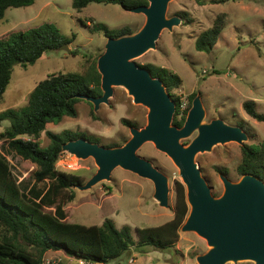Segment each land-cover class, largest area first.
I'll use <instances>...</instances> for the list:
<instances>
[{
	"label": "rangeland",
	"instance_id": "rangeland-1",
	"mask_svg": "<svg viewBox=\"0 0 264 264\" xmlns=\"http://www.w3.org/2000/svg\"><path fill=\"white\" fill-rule=\"evenodd\" d=\"M167 16L180 17V26L172 31L165 30L156 49L138 58L136 63L164 67L178 75L182 85L171 93L172 98L186 103L190 111L193 100L199 97L206 112L203 123L220 119L248 134V141L242 145H218L211 152L196 157L213 195L220 197L225 191L222 174L234 183L243 178L238 172L243 160V147L254 145L255 149H264V123L251 118L243 106L246 101H254L257 111L264 115V0H173ZM220 16H223L226 27L217 45L210 53L197 51L196 39L212 28ZM145 22L144 15L127 11L120 5L92 3L76 11L72 0H35L29 7L8 9L0 22V39L13 32L53 24L63 37L73 42L69 45L71 52L59 49L46 53L34 65L15 66L0 103V113L26 106L35 87L52 74L78 72L87 75L90 64L97 62L105 52L109 39L103 32L95 30L97 24L111 31L129 27L138 32ZM74 51L76 55L72 54ZM88 59L90 64L86 63ZM76 109L77 118L65 117L58 124L47 125L40 138L43 148L50 145L47 132L62 134L65 131L84 135L102 147L123 146L132 138L131 128L141 129L147 124L149 112L145 106L135 104L122 87H115L110 104L101 105L98 111L87 101H80ZM124 119L132 126H125ZM9 125L8 121L0 124V136ZM197 135L195 132L182 140V144L189 146ZM0 153L9 161L19 182H27L29 186L34 184L32 173L35 165L10 152L7 142L1 137ZM138 155L169 178V209L155 201V188L151 181L119 167L109 182L99 183L86 191L74 188V201L64 205L67 221L89 227L102 226L110 219L118 228L130 226L134 235L137 228L157 227L171 221L176 210L175 183L182 182L180 171L171 158L153 143L145 144ZM57 168L78 174L84 184L98 171L94 159L80 160L66 152H63ZM209 250L205 239L196 233L180 230V240L175 247L165 250L134 247L110 264H131V258H135L133 264H198L197 257Z\"/></svg>",
	"mask_w": 264,
	"mask_h": 264
},
{
	"label": "trees",
	"instance_id": "trees-1",
	"mask_svg": "<svg viewBox=\"0 0 264 264\" xmlns=\"http://www.w3.org/2000/svg\"><path fill=\"white\" fill-rule=\"evenodd\" d=\"M34 2L35 0H0V22L8 9L29 7ZM92 3L120 5L127 11L149 4L147 0H72L76 11H81ZM225 27L224 18L220 16L212 28L196 39L197 51L210 53ZM94 28L103 32L107 38H120L137 32L129 27L111 31L98 24ZM72 42L63 37L53 24L13 32L1 38L0 103L10 85L15 66L34 65L46 53L57 51ZM76 53L72 52L73 55ZM90 61L88 59L86 63L90 64ZM142 67L147 68L153 77L160 78L170 94L182 85L181 78L167 68L151 64ZM102 94L101 75L95 62L90 64L87 75L78 72L50 75L31 92L26 106L0 113V124L6 121L10 123L1 134V139L7 142L10 152L36 167L32 173L35 182L29 186L27 182L16 179L9 161L0 153V264H41L43 257L51 251L110 264L128 254L134 247L165 250L175 247L179 242L180 230L190 211L186 188L180 181L175 183L174 218L157 227L137 228L136 235L130 226L118 228L110 219L102 226L89 227L67 221L64 205L74 201V187L84 185V181L76 173L59 170L57 163L63 155L64 144L87 138L71 131L62 134L47 132L50 145L46 148L42 147L40 138L48 124H58L65 117H78L76 105L85 101L80 96L96 98ZM174 101L177 111L173 124L181 128L187 117L181 115L180 99L175 98ZM243 106L251 118L264 123V115L257 111L254 101H246ZM123 123L125 126H132L128 120L124 119ZM238 172L241 176L249 174L264 180V149H255L254 145L244 146ZM41 183L44 185L40 186Z\"/></svg>",
	"mask_w": 264,
	"mask_h": 264
},
{
	"label": "water",
	"instance_id": "water-1",
	"mask_svg": "<svg viewBox=\"0 0 264 264\" xmlns=\"http://www.w3.org/2000/svg\"><path fill=\"white\" fill-rule=\"evenodd\" d=\"M147 1L148 5L130 10L146 17L144 26L132 35L109 38L105 52L97 61L103 94L96 98L80 96L98 111L101 105L110 104L115 87H122L135 104L148 108L147 124L141 129L131 128L132 138L119 147H102L85 138L64 144L63 152L80 160L92 158L98 167L97 173L86 184L74 188L86 191L99 183L109 182L114 170L121 167L151 181L155 188V201L169 209V178L138 155L145 144L153 143L174 162L186 188L191 210L181 231L196 233L210 247L206 254L197 257L198 264H264V180L248 174L234 183L222 174L225 191L216 197L196 162L198 154L211 152L215 146L244 144L248 141V134L220 119L203 123L206 112L199 97L194 99L184 126L179 128L173 124L176 102L163 81L153 77L136 60L156 49L162 33L180 26L182 20L167 16L173 0ZM60 49L72 51L69 45ZM195 132L198 135L189 146L182 144V140Z\"/></svg>",
	"mask_w": 264,
	"mask_h": 264
},
{
	"label": "built area",
	"instance_id": "built-area-1",
	"mask_svg": "<svg viewBox=\"0 0 264 264\" xmlns=\"http://www.w3.org/2000/svg\"><path fill=\"white\" fill-rule=\"evenodd\" d=\"M180 110H181L180 111L181 115L187 117L189 113V108H187L186 103H180ZM129 262L133 264L135 262V258H131ZM41 264H103V263L93 262L82 258H76V257L68 256L66 254L64 256H59V255L53 256L46 254L43 257Z\"/></svg>",
	"mask_w": 264,
	"mask_h": 264
},
{
	"label": "crops",
	"instance_id": "crops-1",
	"mask_svg": "<svg viewBox=\"0 0 264 264\" xmlns=\"http://www.w3.org/2000/svg\"><path fill=\"white\" fill-rule=\"evenodd\" d=\"M47 254L48 255H53V256L56 255V254L59 255V256H64L65 255L64 252H61V251H51V252H48Z\"/></svg>",
	"mask_w": 264,
	"mask_h": 264
},
{
	"label": "flooded vegetation",
	"instance_id": "flooded-vegetation-1",
	"mask_svg": "<svg viewBox=\"0 0 264 264\" xmlns=\"http://www.w3.org/2000/svg\"><path fill=\"white\" fill-rule=\"evenodd\" d=\"M193 102H194V100H193ZM245 131V130H244Z\"/></svg>",
	"mask_w": 264,
	"mask_h": 264
}]
</instances>
